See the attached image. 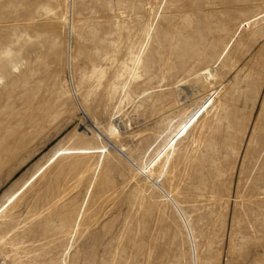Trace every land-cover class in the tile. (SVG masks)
Instances as JSON below:
<instances>
[{
  "label": "rangeland",
  "instance_id": "374dc122",
  "mask_svg": "<svg viewBox=\"0 0 264 264\" xmlns=\"http://www.w3.org/2000/svg\"><path fill=\"white\" fill-rule=\"evenodd\" d=\"M204 68L220 107L160 176ZM0 79V207L55 152L100 147L87 119L105 129L125 84L111 140L153 172L113 148L98 172V154L62 157L1 215L0 264H264V0H0Z\"/></svg>",
  "mask_w": 264,
  "mask_h": 264
},
{
  "label": "bare ground",
  "instance_id": "6f19581e",
  "mask_svg": "<svg viewBox=\"0 0 264 264\" xmlns=\"http://www.w3.org/2000/svg\"><path fill=\"white\" fill-rule=\"evenodd\" d=\"M67 20H69L68 16L63 17L64 23L68 22ZM70 22L73 26V19H71ZM148 37H149V34H148ZM141 58L142 57L139 55L134 56L130 59V65L124 66V69L129 73L131 79L139 78L136 72H137V68L141 64ZM70 61L72 62L71 56H70ZM11 73H19V66L16 64H12ZM191 78H192L191 84L193 85V88L196 90L194 91L196 95H198V93L200 92L202 93L206 89L209 90V94L202 97L200 100H198V103L200 104V106L197 107L193 112H191L187 116H184V118L180 122L177 123V128L170 132V138L169 140H167L164 147L160 151L155 153L154 158H153L154 160L153 167L157 166L160 168V176L166 175L167 177L168 174H170L171 177H174V169L176 167L175 164L177 163L179 158L184 157V149L183 148H182L183 150L181 149V145L183 141L188 138L191 132L195 131L194 129L198 126V124H200V122H201V128H200L201 129L200 135H201V132L203 131L204 127L209 126L211 123V120L210 121L208 120V116H210L211 112H213L212 116L214 117L217 110L220 107V102L217 100L218 93L213 90V86L217 80V74L211 71L209 68H204L194 73L191 76ZM1 80L2 79H0V81ZM185 81H188V80H185ZM181 83L182 84L176 86V94H175L176 103L180 101L179 98H181L180 94L182 93V92L181 93L178 92L179 91L178 89L185 82L182 81ZM126 87H127V84H125L121 89L114 88V92L118 94V97L113 106L114 113L110 115L105 129H102V127L100 126L99 123H97V121H94V120L92 121L90 119H87V125H89L92 128L96 141L99 142L100 147L68 148V149L65 148V149H61L55 152L54 155L38 171H36L29 179H27L23 183V185L13 195H11L7 199V201L0 207V217L42 176V174H44L59 159L65 156H87V155L98 154V161H97V165L95 168V172H98L100 168L102 167L106 156L111 154L109 149L113 148L115 153H117L120 157L128 161L132 166L136 167V170L139 172V175H145L147 179L153 182V179H152L153 172L148 171L145 174L144 170L141 167H137L136 164H134L132 160L128 157L126 153L127 150L123 147L116 146L111 140L113 136L119 133L117 130L118 123L116 122V120L118 119V117H120V114L123 112L122 105L126 99ZM64 93L67 94L66 92ZM73 95H72L73 97H78L77 92L73 93ZM174 120H171L169 118L166 119V127H167L166 130H168L169 126L173 123ZM82 130L83 132L81 133L92 135L85 126H82ZM103 143L105 145H103ZM169 168H170V171L168 170ZM95 180H96L95 178L92 179L89 184L85 198L83 200V203L73 223V227L71 228L70 238L72 237L74 238L76 233L80 230L82 221L84 219L85 208L87 206L88 200L94 188ZM171 181H173V179ZM154 186L155 184L152 185V187ZM167 197H170V194L169 195L167 194ZM71 246L72 245H70V247H67V249L63 253L64 255H67L69 253Z\"/></svg>",
  "mask_w": 264,
  "mask_h": 264
}]
</instances>
